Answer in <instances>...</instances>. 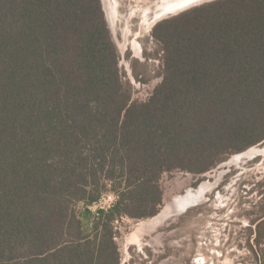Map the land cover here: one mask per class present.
Segmentation results:
<instances>
[{"label": "trees", "instance_id": "16d2710c", "mask_svg": "<svg viewBox=\"0 0 264 264\" xmlns=\"http://www.w3.org/2000/svg\"><path fill=\"white\" fill-rule=\"evenodd\" d=\"M152 36L161 81L139 101L100 0H0V264H118L114 222L159 211L163 172L264 140V0L208 2Z\"/></svg>", "mask_w": 264, "mask_h": 264}, {"label": "rangeland", "instance_id": "374dc122", "mask_svg": "<svg viewBox=\"0 0 264 264\" xmlns=\"http://www.w3.org/2000/svg\"><path fill=\"white\" fill-rule=\"evenodd\" d=\"M163 1L100 0L119 53L118 67L123 79L132 85L135 100H147L161 81L162 50L152 36L153 26L217 0L203 1L153 23L154 14ZM134 40L139 45V54L133 51ZM253 146L262 152L242 159L239 165L226 167L229 169L225 168L227 172L206 192L204 201L171 214L140 235L139 240L133 238L136 225L149 217L124 216L116 220L118 264H264V233L256 242L257 231L264 232V140ZM230 156L229 153L226 158ZM219 163L198 174L181 170L163 172L159 179L161 207L201 181L212 180ZM113 201V194L106 193L92 209L107 207Z\"/></svg>", "mask_w": 264, "mask_h": 264}, {"label": "bare ground", "instance_id": "6f19581e", "mask_svg": "<svg viewBox=\"0 0 264 264\" xmlns=\"http://www.w3.org/2000/svg\"><path fill=\"white\" fill-rule=\"evenodd\" d=\"M203 1L206 0H195V2H190V0H165L156 10L153 23L159 18L170 14H175L187 7ZM131 44L133 51L136 54H139L140 49L136 40H134ZM260 152H262L260 148L256 146H250L243 151L232 154L227 160L219 163L216 174L213 175L212 180L207 179L201 181L195 188H188L183 193L175 195L169 201L165 202L154 216L147 218V220L139 221L133 232V238L135 241L139 240L140 235L149 232L151 229L162 223V221H164V219H166L168 216H171V214L177 211H182L183 209L188 208L190 205L197 202L204 201L207 195L206 192L208 193V191H210L218 183L220 177L227 172H225L226 167L234 164L239 165V162L242 161V159L251 158L253 155L259 154ZM208 177L209 175H207L206 178Z\"/></svg>", "mask_w": 264, "mask_h": 264}, {"label": "water", "instance_id": "95a60500", "mask_svg": "<svg viewBox=\"0 0 264 264\" xmlns=\"http://www.w3.org/2000/svg\"><path fill=\"white\" fill-rule=\"evenodd\" d=\"M201 3V2H200ZM197 4H199V3H197ZM194 5H196V4H194ZM193 6V5H192ZM191 7V6H190ZM187 8H189V7H187ZM187 8H185V9H187ZM184 10V9H183ZM183 10H181V11H183ZM181 11H179V12H181ZM179 12H177V13H179ZM105 13V12H104ZM177 13H175V14H177ZM170 15H174V14H170ZM106 20H107V18H106ZM260 144V142L259 143H257V144H255V145H259Z\"/></svg>", "mask_w": 264, "mask_h": 264}, {"label": "built area", "instance_id": "2783aa9c", "mask_svg": "<svg viewBox=\"0 0 264 264\" xmlns=\"http://www.w3.org/2000/svg\"><path fill=\"white\" fill-rule=\"evenodd\" d=\"M110 196H111V195H110ZM110 196H108V198H110ZM111 203H112V202H111ZM111 203H110V204H111ZM110 204H109V205H110ZM109 205H107V206H109ZM101 207H104V206H101Z\"/></svg>", "mask_w": 264, "mask_h": 264}, {"label": "snow or ice", "instance_id": "6c2138e0", "mask_svg": "<svg viewBox=\"0 0 264 264\" xmlns=\"http://www.w3.org/2000/svg\"><path fill=\"white\" fill-rule=\"evenodd\" d=\"M190 2H195V0H190Z\"/></svg>", "mask_w": 264, "mask_h": 264}]
</instances>
